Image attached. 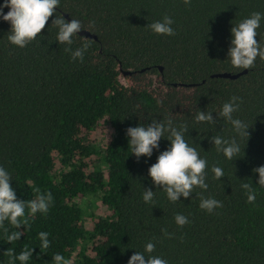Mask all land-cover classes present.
<instances>
[{
	"label": "trees",
	"instance_id": "trees-1",
	"mask_svg": "<svg viewBox=\"0 0 264 264\" xmlns=\"http://www.w3.org/2000/svg\"><path fill=\"white\" fill-rule=\"evenodd\" d=\"M253 11L264 12V0H59L57 15L68 13L97 35L73 37L69 47L89 45L83 61L54 40L52 17L23 48L7 41L10 24L0 20V165L12 174L18 199L36 190L53 196L47 214L27 217L26 231L20 226V240L7 242L0 229V264L8 248L18 253L25 245L33 247L28 264H52L57 252L72 264H127L149 240L152 254L168 264H264V188L253 172L264 165V61L257 57L236 78L212 76L245 70L230 66L227 50L230 28ZM165 14L175 35L145 27ZM258 31L264 35V21ZM232 96L240 98L233 116L249 135L230 161L210 137L233 136L231 126L193 117L200 109L215 119ZM153 118L186 125L185 139L207 161L208 188L195 191L221 201L220 208L199 209L195 193L170 203L152 185L147 168L158 152L137 160L125 132ZM168 144L161 138L160 151ZM212 165L224 176L213 179ZM241 180L255 190L253 203ZM143 188L156 191L154 203L143 202ZM178 212L188 217L183 227L174 223ZM39 231L49 234L43 251Z\"/></svg>",
	"mask_w": 264,
	"mask_h": 264
},
{
	"label": "clouds",
	"instance_id": "clouds-1",
	"mask_svg": "<svg viewBox=\"0 0 264 264\" xmlns=\"http://www.w3.org/2000/svg\"><path fill=\"white\" fill-rule=\"evenodd\" d=\"M185 5L190 4V0H182ZM59 0H3L0 3V20L10 24L7 34V41L19 48L25 47L34 40L41 30L45 28L49 17L52 20L49 27L55 26V41L60 45H66L64 51L69 54L73 61H83L84 54L89 45L82 42L79 47L71 48L73 37L82 30L81 22L78 19H66L63 13L56 14ZM4 8H8L5 13ZM264 21V12L253 11L247 17L239 20L230 28V46L227 50L226 60L234 69H249L254 65L257 57L264 61V35L258 29ZM174 21L172 17L165 14L159 20L149 22L145 27L157 35L173 36L175 30L172 27ZM259 35V40L255 37ZM239 97L232 96L224 102L214 119L213 111H196L193 120L197 123L216 124L222 119L225 124L231 126L234 133L231 137L214 135L210 141L218 153H222L225 159L233 161L241 151L239 138L248 137L247 123L239 118H234L233 113L239 108ZM188 131L183 123L177 125L171 118L151 119L150 123H140L137 126H129L125 135L128 138V149L131 155L137 160L141 156L150 158L153 151L158 155L156 160L147 168V175L151 179L152 185L162 189L166 199L170 203L180 201V197L189 198L192 193L199 196L198 207L207 213H212L214 209L222 206V202L212 196L205 197L202 193H197L196 188L207 190V173L205 168L207 161L200 156L196 148L185 139ZM166 139L169 144L160 151L159 141ZM213 179H220L224 176L223 169L217 165L210 167ZM258 173L256 185L264 188V165L253 169ZM12 174L9 170L0 165V229L7 242L20 240L22 232L20 226L27 230V217L34 216L36 213L47 214L53 202L51 192H40L36 190L34 198L28 200L18 199L16 191L11 185ZM240 188L246 196L247 203H253L256 192L251 184L241 180ZM156 192V191H155ZM155 192L151 188H143L141 199L144 203H154ZM27 209V214L26 210ZM177 227H183L189 223L188 217L182 213H175L173 216ZM7 226L14 228L9 231ZM165 236H171L166 230L162 229ZM49 234L46 231H39L37 238L41 251L49 248ZM155 244L149 240L143 246V251H135L127 261V264H168V261L159 255H153ZM33 247L27 245L18 252L14 253L8 248L4 253L8 260L7 264H28L32 258ZM52 264H72L71 258H65L61 253L51 255Z\"/></svg>",
	"mask_w": 264,
	"mask_h": 264
},
{
	"label": "water",
	"instance_id": "water-1",
	"mask_svg": "<svg viewBox=\"0 0 264 264\" xmlns=\"http://www.w3.org/2000/svg\"><path fill=\"white\" fill-rule=\"evenodd\" d=\"M64 15L68 18V19H71V17L68 15V13H65L64 12ZM81 35H86L87 37H94L95 39H97V35L90 32L89 30L87 29H82L80 31ZM160 69H162V67L160 66ZM247 70H243V71H240V72H236V73H232V72H227V71H223V72H218V73H215L213 74L212 76H221V77H229V78H236L238 77L239 75H241L242 73L246 72ZM128 71H125L124 73H127Z\"/></svg>",
	"mask_w": 264,
	"mask_h": 264
},
{
	"label": "rangeland",
	"instance_id": "rangeland-1",
	"mask_svg": "<svg viewBox=\"0 0 264 264\" xmlns=\"http://www.w3.org/2000/svg\"><path fill=\"white\" fill-rule=\"evenodd\" d=\"M121 79H122V81H123V82H125V83H126V79H124V78H121Z\"/></svg>",
	"mask_w": 264,
	"mask_h": 264
}]
</instances>
